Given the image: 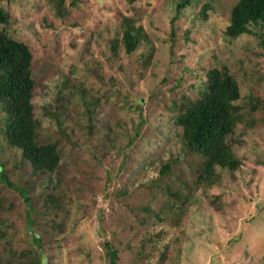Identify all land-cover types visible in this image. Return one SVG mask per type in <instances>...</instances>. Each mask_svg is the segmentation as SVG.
<instances>
[{"label": "rangeland", "instance_id": "1", "mask_svg": "<svg viewBox=\"0 0 264 264\" xmlns=\"http://www.w3.org/2000/svg\"><path fill=\"white\" fill-rule=\"evenodd\" d=\"M238 1L0 0V32L33 53L39 141L61 158L35 171L0 110V264H110L107 243L117 264H264V44L228 35ZM212 68L236 78L243 108L240 166L210 184L176 119Z\"/></svg>", "mask_w": 264, "mask_h": 264}, {"label": "trees", "instance_id": "2", "mask_svg": "<svg viewBox=\"0 0 264 264\" xmlns=\"http://www.w3.org/2000/svg\"><path fill=\"white\" fill-rule=\"evenodd\" d=\"M174 2L179 12L190 0ZM0 17L6 21L2 11ZM227 33L232 37L253 34L264 44V0H239L232 8ZM140 41L135 27L128 25L123 35L126 51L134 52ZM209 79V89L201 98L192 101L178 115L176 122L183 127V137L188 148L198 151L205 158L199 177L211 184L217 181L218 167L234 170L240 166L229 137L235 130L243 107L238 103L242 93L236 78L224 69L212 68ZM35 86L33 53L29 45L1 31L0 110L6 113L7 141L22 151L23 157L32 164L35 171L53 172L59 166L60 152L55 143L39 141V122L33 103ZM256 106L252 107L256 109ZM142 124L143 121L140 126ZM170 169L168 163L161 172L166 174ZM3 177L7 180L5 175ZM107 246L110 264H117V250L109 243ZM41 264H45L44 261Z\"/></svg>", "mask_w": 264, "mask_h": 264}]
</instances>
